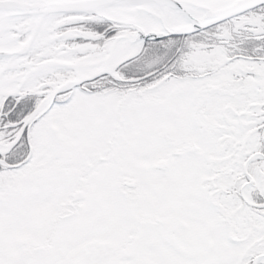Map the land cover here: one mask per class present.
Returning <instances> with one entry per match:
<instances>
[{
  "label": "snow or ice",
  "instance_id": "obj_1",
  "mask_svg": "<svg viewBox=\"0 0 264 264\" xmlns=\"http://www.w3.org/2000/svg\"><path fill=\"white\" fill-rule=\"evenodd\" d=\"M0 264H264V0H0Z\"/></svg>",
  "mask_w": 264,
  "mask_h": 264
}]
</instances>
